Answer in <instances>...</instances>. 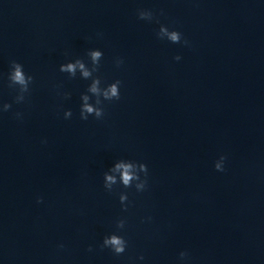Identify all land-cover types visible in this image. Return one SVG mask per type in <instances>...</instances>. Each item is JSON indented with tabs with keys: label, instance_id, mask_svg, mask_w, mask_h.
<instances>
[{
	"label": "water",
	"instance_id": "water-1",
	"mask_svg": "<svg viewBox=\"0 0 264 264\" xmlns=\"http://www.w3.org/2000/svg\"><path fill=\"white\" fill-rule=\"evenodd\" d=\"M161 25L188 46L158 39ZM90 50L103 52L94 76L121 81V99L84 121L92 80L59 68L91 67ZM13 60L35 78L22 104ZM5 103L0 264H264V0H0ZM122 159L147 164L146 191L105 190ZM113 233L128 241L122 256L100 250Z\"/></svg>",
	"mask_w": 264,
	"mask_h": 264
},
{
	"label": "clouds",
	"instance_id": "clouds-1",
	"mask_svg": "<svg viewBox=\"0 0 264 264\" xmlns=\"http://www.w3.org/2000/svg\"><path fill=\"white\" fill-rule=\"evenodd\" d=\"M163 15V11H161ZM139 20L151 22L155 19V15L151 10L139 9L137 11ZM158 22V21H157ZM157 38L160 40L167 39L173 44H180L183 42L184 46H188L189 42L183 39L182 33L175 30H170L167 26L161 25ZM90 58L91 67H89L82 59H76L74 62H68L60 65L59 71L66 73L70 78L75 79L77 73H80L81 78L84 80H92V83L87 89L89 94L81 96L82 105L80 109V119L87 121L90 116L97 120H102L105 116L104 108L102 107L104 101H119L121 99L120 88L122 82L117 80L108 85L106 88L101 87V79L94 76L100 70V62L103 59V52L100 50H90L87 53ZM177 61L181 60L180 56H176ZM124 64L123 59H117L116 66L121 67ZM34 77L28 75L24 71V66L21 63L13 60L10 64V71L8 73V87L17 90L18 94L15 96V103L22 104L31 93V85L34 83ZM92 97H95V104H93ZM70 98V94H65V99ZM12 109V104L5 103L0 106V113L9 112ZM73 113L68 110L64 113L65 119H70ZM23 114L20 112L15 113L17 119H22ZM46 143V141H45ZM226 156H221L215 163V169L218 172L225 171ZM142 174V175H141ZM149 169L147 164L139 163L133 160H119L107 172L104 173V188L107 192L112 193L115 186L120 185L123 188L135 187L137 192H144L148 187ZM120 203L123 205V211L127 212L129 207V198L127 193L120 194ZM37 203H43V199H38ZM149 219H151L149 217ZM126 220L120 219L117 221L116 227L118 231H122L126 227ZM63 248V245H60ZM128 248V241L121 235L113 233L110 236H105L100 250L109 249L115 256H122ZM94 249L90 246L89 252ZM139 259L144 260L143 256ZM189 259L187 252L180 253V260L185 262Z\"/></svg>",
	"mask_w": 264,
	"mask_h": 264
}]
</instances>
